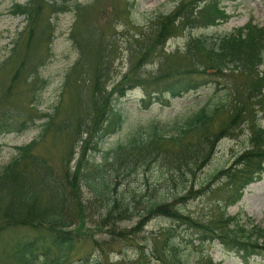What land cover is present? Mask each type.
Wrapping results in <instances>:
<instances>
[{
	"label": "trees",
	"instance_id": "1",
	"mask_svg": "<svg viewBox=\"0 0 264 264\" xmlns=\"http://www.w3.org/2000/svg\"><path fill=\"white\" fill-rule=\"evenodd\" d=\"M83 8L75 3L78 19L86 17ZM62 10L55 0H28L12 6L11 14L23 17L27 25L24 33H18V40L13 41L9 57L0 64V72H5L7 77V84L0 87L3 109L0 111V137L24 132L31 127L27 124L32 118L30 115L19 120L17 116L20 115L17 112L14 115L15 110L8 107L14 106L12 100L15 97H21L20 88L33 86L39 80L37 70L51 56L50 45L54 40V25L49 16ZM128 10L126 2L124 12ZM227 19L226 11L215 0L181 2L169 15L156 21L155 30L150 31L149 37L135 40L136 46L149 44L150 47L142 48L144 53L138 58L140 63L157 55L165 59L164 65L156 74L144 79L135 72L139 68L133 67L130 75L124 76L112 93L105 91L104 83L109 75L107 69L114 44L106 39L94 46L92 38L95 35L102 39L96 27L89 26L90 23L86 26L93 27V30L87 32V37L79 39L72 33L71 38L81 57L67 75L66 82L75 81L86 69V61L90 58L93 64L87 71L91 78L88 89L90 100L84 104L81 100L76 104V111L82 114L76 121L75 129L70 132L69 140L73 144L66 153L67 160H63L60 173L32 152L38 142L36 140L19 147V155L0 171V232L12 234L5 249L7 262L3 264L72 263L69 255L81 240L85 222L81 182L93 193L95 203H103L106 207L102 226L110 224L115 228L117 223L133 216L127 206L121 208L123 194L121 198L113 196L115 189L108 182L110 177L103 174L106 164L96 163L94 155H87L89 149L96 150L89 146L91 142H85L77 157L74 152L75 141L81 143L83 134L90 129L101 141L119 127L121 117L111 101L113 93L124 96L123 85L138 83L150 88L142 100L145 109L153 103L168 106L170 100L197 91L206 84H210L217 93L225 91V96L211 109L202 107L188 116L184 126L170 136L164 135L156 126H152L143 139L138 137L140 134L134 136L126 146L118 148L115 162L125 158L124 163L129 166L138 161L159 159L163 166L169 168L168 172H180V176L187 179L205 166L221 139L234 136V132L244 124L249 129L248 147L236 154L232 163L219 170L214 177L224 191H230V195L225 197L226 208L240 201L247 186L262 179L264 124L260 123L258 115H264V72L259 71L264 55V28L249 20L243 27L212 43H208L205 37H193L189 38L182 51L168 54L163 47L181 30L217 26ZM108 38L111 40L112 36ZM132 48L136 50V47ZM29 74L33 75L31 81V77H27ZM81 80L85 87L90 81L87 77ZM41 82L44 83L43 80ZM223 113L226 118L220 121L215 131L213 124L217 117H223ZM106 118L110 121L104 125ZM48 126V123L42 126L43 133ZM60 128L58 126L57 130ZM169 145L173 148H166ZM172 198L176 202L177 197ZM225 210L218 218L200 221L186 216L169 203L150 202L143 214L138 215L140 220L135 227L118 236L123 240L130 238L132 242L147 218L162 215L176 222L175 227L164 229L159 239L147 242L149 253L135 243L137 249H133L132 253L137 263L130 261V264H143L146 259V264H184L175 233V228L181 227L192 232L195 235L193 239L199 244L217 241L245 264L252 258L264 260V228L254 225L252 220H249L250 225L240 223L238 216H226ZM22 230L28 233H17Z\"/></svg>",
	"mask_w": 264,
	"mask_h": 264
},
{
	"label": "rangeland",
	"instance_id": "2",
	"mask_svg": "<svg viewBox=\"0 0 264 264\" xmlns=\"http://www.w3.org/2000/svg\"><path fill=\"white\" fill-rule=\"evenodd\" d=\"M27 1L0 0V64L9 57L14 46L13 41L18 40V33H24L23 30L27 25L23 17L11 14L12 6ZM55 1L63 10L49 16L50 22L54 25V40L50 45L51 56L38 68L39 80H36L35 85L20 88L21 97H15L12 100L14 106L8 107L15 110L14 115H17L16 112L20 115L17 116L19 120L30 115L32 118L27 124L31 127L24 132H13L0 137V171L19 155V147L26 146L33 140L38 142L32 152L45 159L56 173L62 171V162L67 160L66 153L73 144L70 142L71 139L69 140L72 135L70 132L75 129L76 121L82 114L76 111V104L81 100L83 104L90 100L88 89L91 78L87 71L93 65L89 58L86 61V69L80 72L75 81L66 82L67 75L81 57L79 48L71 38L72 33L78 35L79 39L87 37V32L93 30V27L86 26L90 23L89 26H95L102 39L99 40L95 35L92 38L94 46L106 39L114 44L107 69L109 75L104 83L105 91L112 93L117 84L123 81V77L130 75L133 67L139 68L135 72L144 79L148 75L156 74L160 66L164 65L165 59L157 55L140 63L138 58L144 53L142 48L150 47L149 44L136 46L135 40L149 37L150 31L155 30L157 20L169 15L181 2L187 0ZM126 2L129 4V10L124 12ZM215 2L226 11L228 19L217 26L181 30L164 44L166 53L182 51L189 38L193 37H205L208 43H212L243 27L249 20L264 28V0H215ZM75 3L84 7L82 10L86 14L84 19L77 18ZM110 36H112L111 40L108 38ZM133 46L136 50H133ZM259 71L264 72V55ZM32 76V74L27 75L31 77L30 81ZM83 77L90 79L86 87L82 85ZM42 80L44 83L41 82ZM2 84H7L5 72H0V87ZM123 87L124 97L120 98L116 92L113 93L111 101V105L121 115L119 127L101 141L96 139L95 132L90 129V132L82 136L83 143L75 141L74 152L77 157L85 142H91L89 146L96 150L89 149L87 155H94L96 163L106 164L103 174L110 177L108 182L111 188L115 189L113 196L121 198L122 193L121 208L127 206L133 216L117 223L115 228L110 224L102 226L101 221L106 215V207L103 203H95L93 193L85 183L81 182L85 199V222L81 229L83 233L81 240L69 255L71 264H130V261L137 263L134 262L136 257H133L132 253L136 248L135 243L149 253L146 243L153 238L159 239L164 229L175 227L176 223L168 217L154 215L143 222L141 232L132 242L130 238L126 240L119 238V233L135 227L140 220L138 215L143 214L144 208L150 202L169 203L186 216L200 221L220 217L226 208L225 197L230 195V191H224L214 177L220 169L227 168L234 156L249 144V129L243 124L234 132V136L221 139L215 153L205 166L196 172L195 176L187 179L181 177L180 172H168L169 168L163 166L159 159L138 161L129 166L128 163H124L125 158L115 162L118 148L126 146L134 136L140 134L138 137L143 139L152 126L158 127L164 135L170 136L176 129L184 126L188 116L202 107L211 109L222 102L221 97L225 96V91L217 93L210 84H206L197 91L170 100L168 106L153 103L145 109L141 100L150 88L138 83ZM262 97L264 101V90ZM2 110L0 105V111ZM258 117L260 123L264 124V115L259 114ZM225 118V113L223 117L216 118L213 124L215 131L218 130L220 121ZM108 121L110 118H106L104 125ZM47 123L49 126L43 133L42 126ZM58 126L61 127L59 131ZM166 148L173 147L169 145ZM184 189L185 192L179 196L178 194ZM173 196L177 197L176 202L173 201ZM227 206L226 216L237 215L240 223L250 225V219L255 225L264 227V174L261 181L249 185L244 190L238 203ZM17 233L25 234L28 231L22 230ZM175 233L184 264H242L238 256L227 252L216 241L199 244L193 239L195 235L182 227L175 228ZM11 235L9 232H0V264L7 262L5 249L10 243ZM146 262L147 259L143 264ZM263 263L259 258L250 262V264Z\"/></svg>",
	"mask_w": 264,
	"mask_h": 264
}]
</instances>
